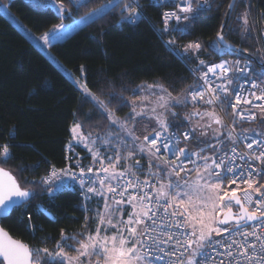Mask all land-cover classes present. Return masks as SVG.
Wrapping results in <instances>:
<instances>
[{
  "label": "snow or ice",
  "instance_id": "snow-or-ice-1",
  "mask_svg": "<svg viewBox=\"0 0 264 264\" xmlns=\"http://www.w3.org/2000/svg\"><path fill=\"white\" fill-rule=\"evenodd\" d=\"M237 2L232 0L229 4L226 17L235 10ZM195 4L193 7V0H181L177 12L165 13V31L169 30L170 18L187 21L179 29L187 31L192 20L210 6L208 0H195ZM117 6L109 0L103 7ZM103 7L81 19L94 18ZM59 10L67 12L62 3ZM122 11L130 21L142 15V7L136 0L122 3ZM237 19L240 25L233 30L251 35L255 22L249 19V10ZM64 27L53 25L51 40L63 37L65 33L56 30ZM228 27L227 23L221 24L215 48L231 47L226 45L224 36ZM260 32V39L264 40V27ZM39 40L49 44V34H43ZM200 49L199 42L184 46L186 53ZM205 64L200 60L195 71ZM250 67V61L240 60L207 65L200 74L203 84L190 86L191 90L183 97L173 96L166 87L155 83L132 89L134 93L139 90L149 95L129 100L122 92L113 91L105 99L103 94L92 92L83 76L73 78L82 93V103H91L93 111L109 122L103 136L85 135L79 122L70 128L73 138L84 144L93 164L99 166L86 169L80 166L78 171L53 167L40 183L51 196L73 181L79 183L85 199L100 196L104 205L97 210L98 223L92 231L85 225L79 234L83 238L69 236L61 229V239L54 251L47 247L31 249L0 228V264H264V129L237 132V121L241 119L260 118L264 124V79L258 81L250 76ZM229 73L237 75L236 82L229 78ZM209 74L220 82L215 83ZM114 101L119 102L117 109L112 107ZM189 101L213 107L211 111L194 109L189 113L186 117L189 121L193 117L200 119L181 133L173 127L177 116L173 108ZM241 105L249 107L239 108ZM217 106L231 107L232 125L224 128L223 118L215 110ZM123 107H129L130 111L120 117L116 113ZM137 117L156 121L152 132L142 138L130 125L139 122ZM252 132L256 136L250 135ZM213 138L216 142L210 143ZM189 140L196 143V151L187 144L180 147ZM245 142L246 150L239 151V145ZM8 155V144L0 145V157ZM137 156L147 160V170ZM121 162H126L122 169L118 167ZM64 177L71 179L66 181ZM33 195L32 190L22 188L10 172L0 168V215L25 205ZM128 206L131 211L125 213ZM41 211L52 215L47 209ZM28 219L31 220V214ZM69 240L74 244H69ZM66 249L76 254L70 255Z\"/></svg>",
  "mask_w": 264,
  "mask_h": 264
},
{
  "label": "trees",
  "instance_id": "trees-1",
  "mask_svg": "<svg viewBox=\"0 0 264 264\" xmlns=\"http://www.w3.org/2000/svg\"><path fill=\"white\" fill-rule=\"evenodd\" d=\"M4 1L35 35L44 33L61 21L68 23L109 2L54 0L67 9V12L60 13L33 0ZM141 1L145 17L134 23H119L118 6L112 7L67 36L56 39L47 48L67 70L77 77L83 76L92 92L103 94L105 99L108 93L115 91L122 92L131 100L137 95L132 89L142 83L153 82L160 83L175 96L182 92L187 94L194 78L190 68L197 69L200 60L205 61L207 66L226 57H244L227 48H224L225 52H219L214 47L216 34L231 0H211L209 8L192 20L187 31L179 30L187 21L179 25L176 30L177 49H184L191 42L201 44L198 52L190 50L181 58L167 50L156 32L162 22L160 7L155 6L152 0ZM240 9L249 10V19L255 22L251 35L233 30L240 25L234 17ZM262 14L264 0H239L230 16L229 27L224 31L226 40L249 51L259 61L264 57L260 39V29L264 25ZM261 69L264 65L254 64V73L260 77L264 75L259 73ZM118 103L113 102V109H117ZM191 105L208 109L197 103L191 102ZM177 110L180 116L188 113L181 106ZM129 111V107H123L116 114L125 117ZM180 119L173 127L180 129L188 126L183 118ZM259 121L260 118L251 124L241 125L239 129L259 131L262 129ZM75 122L81 124L85 135L91 133L93 136L104 135L109 126L108 120L93 111L91 103H82V93L70 77L0 11V145L9 146L8 157H0V167L14 174L22 188L34 193L25 205L15 207L7 217L2 218L1 224L31 249L47 247L54 251L61 239V229L67 235L85 230V225L90 226L93 221L97 200H101L91 199L85 205L79 193L71 189H63L51 196L40 183L50 166L64 165L66 147L72 140L70 128ZM192 143L197 147L194 141ZM77 149L86 154L84 148ZM85 157L90 158L87 154ZM140 159L147 163L145 158ZM41 207L52 215L47 216ZM29 214L31 220L28 219Z\"/></svg>",
  "mask_w": 264,
  "mask_h": 264
},
{
  "label": "built area",
  "instance_id": "built-area-1",
  "mask_svg": "<svg viewBox=\"0 0 264 264\" xmlns=\"http://www.w3.org/2000/svg\"><path fill=\"white\" fill-rule=\"evenodd\" d=\"M210 1L211 0H208V4L209 5H210ZM111 2L113 4H118L119 5L118 6V11L120 13V18L118 20L119 23H121L123 21H128V22L134 23L135 21L138 20L137 19L135 21H130V20L124 18L127 15V13H125V12L122 11V3H130L131 0H122V2H121V0H111ZM152 2H153V4L155 6H158L161 9V20H162V22H161V25L156 29V32H158L159 35L161 36V38L163 40V43H165V45H166L167 50L173 51L180 58L181 57H184V55L186 54V52L184 51V49H180V50L177 49V42H176V32L177 31L176 30L179 28V25L181 23L186 22V21H184V20L176 21L174 18H170L168 20V22H167V27L169 29L167 31H165V22H164V14L165 13H170V12H177L178 11V6L181 4V0H152ZM136 3H138L142 7V15L140 16V18L145 17V10H144V6H143L142 1L141 0H136ZM108 4H109V2H106V3L100 5L97 8H93V9L89 10V12L87 14H85V15H83L81 17L88 16V15L92 14L94 12V10L101 9L103 6H106ZM133 7H135V4H133ZM193 7H196L195 0H193ZM111 8L112 7H103V11L100 12V13H96L94 18H97L101 14L105 13L106 11L111 10ZM208 8L209 7H207L206 9H208ZM181 15H183V14H181ZM81 17H78V19L72 20V21L68 22L67 24H65L64 22L57 23V24H63L65 27L63 29H57L56 31L66 33L67 30H69V32H71V31H74V30L78 29L79 26H82V25L88 23L90 20L94 19V18H92V19H88V20H82ZM262 27H264V25ZM52 29H53V27L50 28V29H48V30H46V31H44V33L38 35V37L40 38L45 33H48L49 34V37H50V43L49 44H46L45 45L43 41L39 40V42H40V44L42 46L48 47L53 42L56 41V39L55 40H51ZM260 36H261V32H260ZM58 39H60V38H58ZM169 41H171L172 43H169ZM262 42H263V45H264V40H262ZM237 60H240L241 62L250 61V60H248L245 57L237 56L235 58L226 57L224 59L217 60V61H215L213 63L218 64L221 61H228L229 64H232L234 61H237ZM190 70L192 72V75H194L193 83L190 86H192V87H198L200 84H203V81L200 79V74L203 71H206V66L204 68H200L199 71H195L196 69H194V68L193 69L190 68ZM209 75H210V79L214 80L215 83H219L220 82L219 80H215V78L212 77V74H209ZM249 75L252 76L253 78L257 79L258 81L260 79H262V77L258 76L256 73H254V63L253 62H251V67H250V70H249ZM229 78L233 82H236L237 81V75H235V74L229 73ZM205 87H206V85H205ZM245 87H248V86L246 85ZM190 90H191V88L188 89V91H190ZM256 103H261V102L260 101H256ZM197 104H201V105H203L205 107H208V108H212L213 107V106L206 105L203 102H198ZM248 107L249 106H245V105L239 106V108H244V109H247ZM215 110L223 118V121H224L226 127H228L229 125H232L233 124V119L234 118H233V112H232L231 107L225 106L223 109H221L220 107L217 106L215 108ZM258 119H256L255 121H248V120H245V119H241V120L237 121V132H240V131L244 130V129H239V127L241 125L251 124L253 122H256ZM187 129H188V127H184V128H180L179 131L182 133L183 131H185ZM152 130H150L146 134L152 132ZM250 135L256 136V133L252 132V133H250ZM192 142H193L192 140H189L187 142L181 143L180 147H185V144H187V147L188 148H190L192 151H196L197 147L192 146V144H193ZM238 150L239 151H245L246 150V142L245 143H241L239 145V149ZM64 160H65V163H64V165H62V167H57L55 165L50 166V168L48 169L46 175H48L52 171L53 167H55V169L73 168L74 170L78 171V168L80 166L85 167V169L87 167H89V166H92L93 168L99 166L98 164H93V160L87 159L85 157V155L81 154L77 148H73V147H72V149L67 150V153L65 155V159ZM139 160H140L141 164L144 165V170H147L148 164L145 163L144 161H142L141 159H139ZM190 167H191V165H190ZM193 174L194 173H192V175ZM89 175L91 176V175H94V174H89ZM101 175H103V173H101ZM64 179L66 181H69L71 178L64 177ZM141 179H144V176H141ZM233 186L235 187V185H233ZM64 189L75 190L77 193H79V196H80L83 204H85V205H86V202L87 201L91 200V199H85V196L82 194V189H81V187H80V185H79L78 182L73 181V182L69 183L68 186L66 188H64ZM61 191H63V189ZM92 199H101V200H103L100 196H93ZM125 210L131 211V207L128 206ZM80 233H81V231L78 232V233L70 234L69 236H71V235H77L79 238H83V237H80L79 236ZM70 241H69V244H70ZM71 242H74V241H71Z\"/></svg>",
  "mask_w": 264,
  "mask_h": 264
},
{
  "label": "rangeland",
  "instance_id": "rangeland-1",
  "mask_svg": "<svg viewBox=\"0 0 264 264\" xmlns=\"http://www.w3.org/2000/svg\"><path fill=\"white\" fill-rule=\"evenodd\" d=\"M32 1V0H31ZM34 2H36V3H39V4H41V5H49V6H51V7H53L54 9H56V10H58V12H60V13H63V11H60L59 9H60V4L58 3V2H56V1H54V0H33ZM72 1H74V2H83L82 0H72ZM243 1H245V2H247L248 0H243ZM0 11L3 13V15L4 16H6L8 19H9V21H11L31 42H33V43H35L39 48H41L42 49V51L44 52V53H46V55L49 57V59H51L52 61H53V63L56 65V66H58L59 67V69L60 70H62L68 77H69V72H71L70 70H67L63 65H62V63L59 61V59H56L51 53H50V51H49V48H47V47H44V46H42L41 44H40V42H39V37H38V35H35L34 33H32V31L27 27V26H25V24L11 11V9H10V7H9V5H8V3L7 2H5L4 0H0ZM243 12H245V11H242V9H240V10H238V12L236 11L235 12V14H234V17H238L241 13H243ZM81 17V16H80ZM76 19H78V18H76ZM75 20V19H74ZM65 24H67V23H65ZM72 32V31H71ZM69 33V30H67V32L65 33V35L63 36V37H65V36H67V34ZM63 37H61V38H63ZM60 38V39H61ZM262 40V39H261ZM262 44H263V42H262ZM219 52H225V49L224 48H222V47H220V48H216ZM262 50H263V56H264V45H263V48H262ZM49 53H50V55H49ZM54 58V59H53ZM261 61H264V57H263V59L261 60ZM65 69L67 70V71H65ZM259 71V70H258ZM259 73H264V69H261L260 70V72ZM71 74H72V77H70V79L73 81V78H80V77H77L76 75H74L72 72H71ZM262 79H264V75L262 74ZM152 84H155L154 82L153 83H142V84H140L139 86H141V88H146L147 87V85H152ZM160 84V83H159ZM136 89V88H135ZM159 92V90L157 89V93ZM137 95L136 96H141V95H149V93L148 92H140L139 90H137L136 92H135ZM187 93H188V91H187ZM173 95V94H172ZM185 95H187L186 94V92H182V94L181 95H177V96H181V97H183V96H185ZM173 96H175V95H173ZM178 106H181V105H177V106H175L174 108H173V111L175 112V113H177V116H176V118H175V120H174V123H179L180 121H181V119L180 118H183V120H185L186 121V123H188V128L189 127H191V125L193 124V123H195L196 121H198L200 118L199 117H193L192 118V120L191 121H189L186 117H187V115L189 114V113H191L194 109H199L200 111H205V110H209V111H211L212 110V108H208V109H201V108H199V107H193L192 105H191V102L189 101L186 105H183V106H181V108H182V110H188V113L186 114V113H183V114H181V115H183V116H180V113H179V110H177V107ZM198 106V105H197ZM218 113V112H217ZM137 119V121H139L138 123H136V124H134V125H132V122H130V125L134 128V131H135V134L136 135H138V136H140L141 138H142V136L144 135V133H146L147 131H150V130H152L154 127H156V121L154 120V119H149V118H145L144 120H140V118L139 117H137L136 118ZM169 119H172V117L171 116H169ZM173 123V124H174ZM259 127H260V129L262 128V129H264V124H262L261 123V119H260V121H259ZM214 127H216L215 125H214ZM224 128H227L226 127V125H225V123H224ZM257 130V129H256ZM82 131V130H81ZM112 131H118V129H112ZM197 134H199V132H197ZM103 136V135H102ZM209 136L211 137V131H209ZM71 137H72V140L69 142V144L67 145V147H66V149L67 150H70V149H72V147L73 148H77V147H80V148H84L85 150H86V154H87V156H89L90 158L89 159H92L93 160V158H92V155H91V153L87 150V148L84 146V144L83 143H78L74 138H73V134H72V132H71ZM216 141H215V139L213 138V139H210V143H215ZM85 154V153H84ZM85 154V155H86ZM108 155H112V153L111 152H109L108 153ZM141 158V156H137V159H140ZM125 163L126 162H121V164L118 166L119 168H123L124 166H125ZM124 164V165H123ZM195 175V173L193 174V176ZM234 187V186H233ZM103 205H104V201L103 200H97V205H96V207H95V209H94V212H93V221L90 223V226L88 225L87 226V230H89V231H92V230H94L95 229V227H96V224L98 223V220H97V218H96V213H97V210L99 209V210H102L103 209ZM124 218L126 219L127 218V216H126V214L124 215ZM70 241V240H69ZM69 241H68V243H69ZM70 243H72V244H74V242H71L70 241ZM56 249V248H55ZM54 249V250H55ZM68 252H69V254L70 255H75L76 253L74 252V251H72L71 249H66Z\"/></svg>",
  "mask_w": 264,
  "mask_h": 264
},
{
  "label": "water",
  "instance_id": "water-1",
  "mask_svg": "<svg viewBox=\"0 0 264 264\" xmlns=\"http://www.w3.org/2000/svg\"><path fill=\"white\" fill-rule=\"evenodd\" d=\"M232 2V0L230 1V3ZM229 3V4H230ZM229 6V5H228ZM227 12H229V7H228V9L226 10V12H225V14L227 13ZM224 14V20H223V22H222V24L223 23H227L228 24V22H229V20H230V16H227L226 17V15ZM231 14H232V12H231ZM221 28V27H220ZM225 31V30H224ZM225 42H226V45H231V47H228V46H223V48H227V49H229V50H232V51H234L235 53H240L242 56H244L245 58H247L248 60H250L251 62H253L255 65H257V66H260V65H264V61H259L252 53H250L249 51L247 52V51H244L242 48H240L239 46H236V45H234L233 43H231V42H229L228 40H226L225 39ZM237 50H240V51H237ZM0 168H2V167H0ZM4 169V168H3ZM5 170L6 171H8V172H10L8 169H6L5 168ZM11 173V172H10ZM12 174V173H11ZM14 177H15V175L14 174H12ZM15 179H16V177H15ZM17 180V179H16ZM17 182H18V180H17ZM19 183V182H18ZM20 185V184H19ZM21 186V185H20ZM31 197V196H30ZM29 197V198H30ZM29 198H28V200H29ZM14 209V208H13ZM12 209V210H13ZM41 209H45L44 207H41ZM12 210L11 211H9L7 214H2V215H0V228H3V226H2V224H1V220H2V218H4V217H7V215H9L11 212H12ZM235 210V209H234ZM47 216H49V215H47ZM8 234H9V236L12 238V239H14V240H17V241H20V242H22V243H24V244H26L24 241H22V240H19V239H17V238H15L11 233H10V231L9 230H6L5 228H3ZM27 245V244H26ZM0 259H2V258H0Z\"/></svg>",
  "mask_w": 264,
  "mask_h": 264
},
{
  "label": "bare ground",
  "instance_id": "bare-ground-1",
  "mask_svg": "<svg viewBox=\"0 0 264 264\" xmlns=\"http://www.w3.org/2000/svg\"><path fill=\"white\" fill-rule=\"evenodd\" d=\"M62 22V21H61Z\"/></svg>",
  "mask_w": 264,
  "mask_h": 264
},
{
  "label": "crops",
  "instance_id": "crops-1",
  "mask_svg": "<svg viewBox=\"0 0 264 264\" xmlns=\"http://www.w3.org/2000/svg\"><path fill=\"white\" fill-rule=\"evenodd\" d=\"M130 212V211H129Z\"/></svg>",
  "mask_w": 264,
  "mask_h": 264
}]
</instances>
